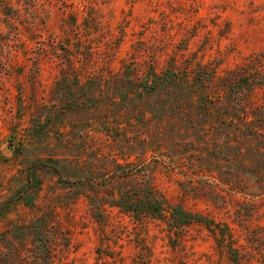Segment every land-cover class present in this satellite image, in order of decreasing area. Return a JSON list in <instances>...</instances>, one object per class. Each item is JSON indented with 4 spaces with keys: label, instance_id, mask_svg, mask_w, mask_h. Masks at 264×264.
<instances>
[{
    "label": "rangeland",
    "instance_id": "1",
    "mask_svg": "<svg viewBox=\"0 0 264 264\" xmlns=\"http://www.w3.org/2000/svg\"><path fill=\"white\" fill-rule=\"evenodd\" d=\"M4 1L0 264H264V86L247 121L214 90L264 68V0Z\"/></svg>",
    "mask_w": 264,
    "mask_h": 264
},
{
    "label": "trees",
    "instance_id": "2",
    "mask_svg": "<svg viewBox=\"0 0 264 264\" xmlns=\"http://www.w3.org/2000/svg\"><path fill=\"white\" fill-rule=\"evenodd\" d=\"M20 15L17 11H13L11 6L6 3L4 0H0V20L10 28L15 30V36L17 39H20L21 33L18 26L20 22ZM9 38L0 39L2 44H7ZM184 78H181L182 80ZM196 81H201V75H195ZM178 80V75L176 73L165 72L162 76L156 71L148 72L147 76L144 80V91L147 93H155L159 88L164 85L173 84L180 82ZM216 75L215 73H211L206 83L208 88H211L213 84H215ZM218 86L216 87L215 92L217 93H226V96L233 99L235 103L232 104L233 114L229 111H226V118H234L239 119L241 113L242 121L248 120V114H255L256 111L259 110V105L256 98V89L258 87L264 86V68L261 66H256L255 62L249 63L245 67H240L238 69L230 70L224 77L218 78ZM238 111V112H237ZM241 111V112H240ZM240 113V114H239ZM232 114V115H231ZM264 118V117H263ZM227 121V119H226ZM264 121V120H263ZM147 199V210L155 217L164 218L165 211L167 207L165 202L159 195V193L154 190L153 187L148 186L146 190ZM133 203L127 204L124 207L127 211L133 210ZM172 208L173 213L170 215L172 219L171 228L174 230H179L184 228L185 226L198 223V224H206L208 227L210 226L207 219L203 216L193 214L185 211L182 207H169ZM232 259L236 261L235 251L232 253Z\"/></svg>",
    "mask_w": 264,
    "mask_h": 264
}]
</instances>
